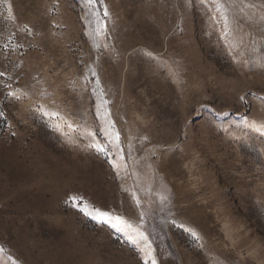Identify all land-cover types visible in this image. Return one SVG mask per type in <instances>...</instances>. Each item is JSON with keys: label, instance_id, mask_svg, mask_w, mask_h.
I'll return each instance as SVG.
<instances>
[{"label": "rangeland", "instance_id": "rangeland-1", "mask_svg": "<svg viewBox=\"0 0 264 264\" xmlns=\"http://www.w3.org/2000/svg\"><path fill=\"white\" fill-rule=\"evenodd\" d=\"M153 261L264 264V0H0V264Z\"/></svg>", "mask_w": 264, "mask_h": 264}, {"label": "snow or ice", "instance_id": "snow-or-ice-1", "mask_svg": "<svg viewBox=\"0 0 264 264\" xmlns=\"http://www.w3.org/2000/svg\"><path fill=\"white\" fill-rule=\"evenodd\" d=\"M89 2L90 3H95L96 2V0H89ZM101 2H102V0H101ZM220 5H219V3H218V5H217V11H220ZM104 15H107V12L105 11L104 12ZM117 140H118V137H117ZM101 151H103V149H100ZM83 210V209H82ZM91 213H89V212H85V215H90ZM93 219H96L98 222H100V223H105V224H109L111 227H113V228H117V225L116 224H113V223H111V221H112V219L113 218H111V217H107L106 216V214H103V213H98V215L97 216H93L92 217ZM117 220L119 219V218H116ZM129 227H130V225H129ZM117 230H119V228H117ZM153 264H155V261H153Z\"/></svg>", "mask_w": 264, "mask_h": 264}]
</instances>
